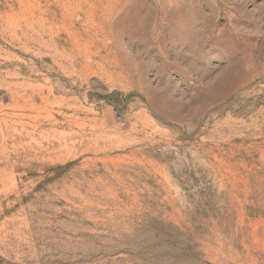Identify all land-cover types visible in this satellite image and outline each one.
I'll return each mask as SVG.
<instances>
[{
    "label": "rangeland",
    "instance_id": "rangeland-1",
    "mask_svg": "<svg viewBox=\"0 0 264 264\" xmlns=\"http://www.w3.org/2000/svg\"><path fill=\"white\" fill-rule=\"evenodd\" d=\"M0 264H264V0H0Z\"/></svg>",
    "mask_w": 264,
    "mask_h": 264
}]
</instances>
